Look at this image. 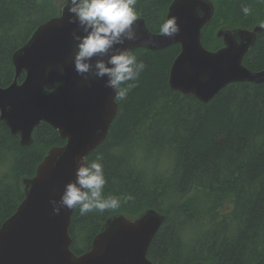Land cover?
Wrapping results in <instances>:
<instances>
[{
    "label": "trees",
    "instance_id": "1",
    "mask_svg": "<svg viewBox=\"0 0 264 264\" xmlns=\"http://www.w3.org/2000/svg\"><path fill=\"white\" fill-rule=\"evenodd\" d=\"M57 0H0V88L15 80L13 55L48 20L58 17ZM174 0H137L136 10L161 34ZM215 15L203 45L218 51L219 29L263 28L244 59L252 72L264 70V0H210ZM251 8L245 16L242 8ZM179 45L131 53L146 64L136 87L116 99L118 113L98 155L106 196L120 199L115 211L81 215L75 209L72 250L89 252L106 222L119 215L137 219L155 209L165 221L152 241L153 264H264V84L237 83L209 103L171 90L169 76ZM25 73L19 78L22 83ZM66 141L49 125L24 147L0 121V226L25 198L22 180L32 178L51 148Z\"/></svg>",
    "mask_w": 264,
    "mask_h": 264
},
{
    "label": "water",
    "instance_id": "2",
    "mask_svg": "<svg viewBox=\"0 0 264 264\" xmlns=\"http://www.w3.org/2000/svg\"><path fill=\"white\" fill-rule=\"evenodd\" d=\"M56 3L62 7L60 15L42 24L13 55L16 77L9 87L0 88V121L24 147L33 144V133L41 124L49 125L66 143L51 148L35 176L22 180L25 198L0 226V264H153L148 250L165 221L161 212L149 209L134 220L124 215L110 218L91 250L78 256L69 234L75 210L61 208L59 215L53 211L52 201L58 202L65 186L75 180L78 162L105 141L118 113L116 92L105 87L107 77L89 74L85 79L75 71L73 34L83 32L69 22L72 14L65 0ZM214 15L210 0H174L166 19L177 17L178 35L154 34L140 17L134 25L137 39L116 47L131 52L179 45L169 86L204 104L231 84H264V70L252 72L244 64L263 28H221L216 37L223 47L209 51L203 35ZM23 73L25 79L19 83Z\"/></svg>",
    "mask_w": 264,
    "mask_h": 264
},
{
    "label": "clouds",
    "instance_id": "3",
    "mask_svg": "<svg viewBox=\"0 0 264 264\" xmlns=\"http://www.w3.org/2000/svg\"><path fill=\"white\" fill-rule=\"evenodd\" d=\"M67 10L72 14L70 23L78 24L83 35H74V66L78 75L88 78L93 74L98 79L107 77L105 87L116 92V99H124L139 80L146 64L138 61L128 49L117 48L127 41L137 39L134 25L140 19L136 10L137 0H65ZM251 8L244 6L245 16ZM163 36L174 37L180 33L177 17H169L159 27ZM107 57V59H104ZM95 63L93 64V61ZM63 72V69H60ZM95 160L78 162L75 180L65 186L57 202L52 201L53 211L59 215L61 208L79 209L81 215L90 212L115 211L120 207V199L104 194L106 179L104 166Z\"/></svg>",
    "mask_w": 264,
    "mask_h": 264
}]
</instances>
